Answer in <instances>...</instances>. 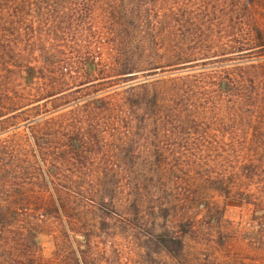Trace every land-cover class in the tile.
Listing matches in <instances>:
<instances>
[{
	"label": "trees",
	"instance_id": "1",
	"mask_svg": "<svg viewBox=\"0 0 264 264\" xmlns=\"http://www.w3.org/2000/svg\"><path fill=\"white\" fill-rule=\"evenodd\" d=\"M108 138L115 162L135 144L130 153L157 169L148 190L142 175L124 189L114 176L125 197L107 200L116 217L152 207L172 259L194 233L214 263L264 264V0H0V189L25 185L40 200L15 228L21 210L0 190V234L30 248L57 218L53 238L88 239L75 223L106 200L85 206L80 177L63 189L53 167L105 155ZM16 165L19 179L6 184ZM200 187L245 207L247 221L228 220Z\"/></svg>",
	"mask_w": 264,
	"mask_h": 264
},
{
	"label": "rangeland",
	"instance_id": "2",
	"mask_svg": "<svg viewBox=\"0 0 264 264\" xmlns=\"http://www.w3.org/2000/svg\"><path fill=\"white\" fill-rule=\"evenodd\" d=\"M93 91L94 90H92V92ZM88 92L92 94L91 91ZM88 92H85L84 96ZM94 94L96 95L97 93ZM23 128L24 127L22 126L18 131L23 133ZM108 141L107 147L105 148H107V151L109 150V152L105 155L87 160L81 159L80 163L71 167L62 164L61 159H56L53 170L55 176L59 179L56 180L57 184L63 189L70 187L67 182L68 178L71 180L74 177H80L77 185L74 186L76 188L83 187L90 193L89 195H85L83 199L84 205L89 206L91 204L93 195H96V198L102 197L106 200L103 204V212H106V214L110 216L115 213L111 207L112 203L110 205L109 201L111 202L113 199L117 204L116 196L117 198H125L123 197V194H116V192L117 189L125 188L124 184L128 183L126 177L130 175L133 177L137 175H142V178L146 177L145 186L147 187V190L150 187L153 188L154 186H157L158 183L156 180L152 181V176H154V172L157 169L154 167H144V160H142L143 157L130 153L137 149V145L134 144L129 149V157L127 160L117 163L111 156L114 151L111 144V138H108ZM56 147L60 146L56 145ZM60 157L63 158V155L58 154L56 158ZM114 163H116L117 167L114 166ZM140 163L143 165V168L137 169V164ZM0 166H3L2 162H0ZM118 167L121 168V171H118ZM23 168L20 165H16L6 184L18 180L19 170H23ZM69 168L76 173L71 174ZM177 172L175 173V176H177ZM116 175L120 176V179L123 182L121 188H116L117 184L113 179ZM90 176H94L95 179L92 181ZM21 177L23 179L22 181L26 182L27 176H24L21 173ZM122 178H125V180ZM2 182L3 179L1 183ZM20 186V188L15 189L14 194H5L3 189H0L3 193V198L13 207L21 210L19 217L13 219L12 226H15V228L16 226L18 227V224H20L22 220H24V225L27 226V223L25 222V210L40 203L39 199L35 201V194L30 187L25 185ZM178 186H182L183 188H186V190H189L184 184L180 183ZM193 188L195 189V192H198L196 187H192L191 190H194ZM199 189L200 192H206L212 202L224 208L225 217L228 220L235 222L247 221L249 214L245 207L225 198L220 193L209 190L208 188L200 187ZM141 190L145 191L146 189ZM124 192L126 195L128 191L125 190ZM88 208H90V211L84 213L82 216L84 221L79 220L75 223L77 224V229L80 228L81 232L88 233V239H85L84 236H78L74 239L75 242L74 240L71 242L63 232L55 234L56 238H53L49 234H53L55 230L61 232L63 229L62 225H60L61 221L54 218L46 225V230L44 231L47 232V234L42 233L36 236V245L30 240V244L28 245L31 249L24 244L19 245L15 240V237H18L17 232H15L16 236L14 238L13 233L5 236L0 234V250L2 246L8 248L0 253V262L4 264H75V255L72 253L73 251H71L72 243L75 248H78L79 246H81L80 248H83L84 252L81 253L80 256H82V254L84 255L87 264H221L213 262V254L215 252L210 247L211 244L207 241H198V237L192 235L194 233H188L189 238H186L187 255L185 257L176 260L165 254L161 244L157 243L159 242V234L164 225L161 220L155 218L157 212L156 210H153L152 207L138 209V211H136V209H133L130 206L131 212L128 213V216L130 217L129 220H126L125 217L124 219H119L115 215L113 220L104 219L103 212L97 209L96 203H93V206ZM190 210L195 214L200 212L196 207ZM136 213L139 214V217L135 216ZM142 213L143 215H141ZM103 221H106L109 224L105 225L103 229H99L100 227L102 228ZM126 223H130L131 227L126 226ZM200 225L207 226L206 221L202 222Z\"/></svg>",
	"mask_w": 264,
	"mask_h": 264
}]
</instances>
